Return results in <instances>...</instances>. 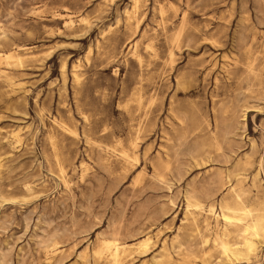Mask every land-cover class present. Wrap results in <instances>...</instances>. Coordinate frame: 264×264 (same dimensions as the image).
I'll use <instances>...</instances> for the list:
<instances>
[{"label":"rangeland","instance_id":"obj_1","mask_svg":"<svg viewBox=\"0 0 264 264\" xmlns=\"http://www.w3.org/2000/svg\"><path fill=\"white\" fill-rule=\"evenodd\" d=\"M138 6L0 0V264H264V0Z\"/></svg>","mask_w":264,"mask_h":264},{"label":"bare ground","instance_id":"obj_2","mask_svg":"<svg viewBox=\"0 0 264 264\" xmlns=\"http://www.w3.org/2000/svg\"><path fill=\"white\" fill-rule=\"evenodd\" d=\"M139 0H135V7L136 9L139 7ZM104 36V35H103ZM20 54L16 53V52H0V59H4V60H9L10 59H14V58H19ZM127 155V154H125ZM227 217H232V216H227ZM253 229V233L255 235L259 234V229L257 226V223L253 225L252 227ZM113 236V234H112ZM237 246V245H235ZM228 249V248H227ZM126 249L118 242V240L116 238H108L105 239L102 244L101 247L98 250V254L101 255H107V257H109L111 260H113L115 263H118L123 254L125 253ZM228 251V250H226Z\"/></svg>","mask_w":264,"mask_h":264}]
</instances>
